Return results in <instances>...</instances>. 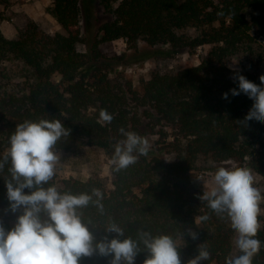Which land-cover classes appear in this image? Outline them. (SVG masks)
Segmentation results:
<instances>
[{"label": "trees", "instance_id": "trees-1", "mask_svg": "<svg viewBox=\"0 0 264 264\" xmlns=\"http://www.w3.org/2000/svg\"><path fill=\"white\" fill-rule=\"evenodd\" d=\"M99 3L112 19L87 52L78 49L81 0H54L63 33L26 20L9 39L0 18V208L22 218L21 227L0 226V252L18 244L22 264H264V217L247 227L236 259L231 223L243 168L264 179V0ZM118 40L134 49L144 41L145 58L167 55L159 46L190 55L210 48L199 65L154 71L138 92L109 78L101 46ZM169 125L177 135L167 162L141 140L157 126L167 137ZM85 147L115 161L111 189L98 177L59 180L29 162L42 150ZM15 148L23 152H8ZM203 157L238 164L227 194L193 186Z\"/></svg>", "mask_w": 264, "mask_h": 264}, {"label": "rangeland", "instance_id": "rangeland-1", "mask_svg": "<svg viewBox=\"0 0 264 264\" xmlns=\"http://www.w3.org/2000/svg\"><path fill=\"white\" fill-rule=\"evenodd\" d=\"M54 0H11L9 6H0L1 29L9 39L17 37V28L26 20L37 22L47 33H63L64 30L51 14ZM82 9V34L83 42L78 49L87 52L89 45L98 34L102 23L112 19L101 7L99 0H81ZM264 45V37L260 38ZM148 45L144 41L138 42V49L132 48L126 40H118L101 46L106 55L105 63L110 65L109 78L116 87H124L131 84L132 87L142 92L146 83L151 79L154 71L179 69L185 63L200 64V55L209 50V46L199 48L195 54L185 52L170 53L166 47H155L153 50L167 52L164 56H151L145 58ZM242 56L235 57L230 62V67L239 69ZM264 68V64H263ZM145 124H150L144 119ZM1 129V123H0ZM161 126L155 128V134H149L141 140L147 151L160 154L169 162L174 159L171 153L170 143L177 135V128L169 125L163 128L167 137L160 136ZM158 133V134H157ZM158 150V151H157ZM11 154L22 153L19 148L10 149ZM31 166L45 174L56 175L59 180L76 178L88 180L91 177L101 178L107 187L113 186L114 175L112 172L115 161L106 154V151L98 147H85L75 152L57 150H42L29 154ZM238 164L234 161L217 163L203 157L199 169L192 171L190 178L193 186L203 193L227 194L233 187L234 171ZM242 175L248 180L243 182L240 188L233 194V216L231 223L235 229L233 238L232 259H236L245 243V231L255 217H264V179L249 167H244ZM9 222L13 227H21L22 218L17 215H9L0 208V226ZM0 264H22L20 246L10 244L0 252ZM109 264H124L122 260H113Z\"/></svg>", "mask_w": 264, "mask_h": 264}]
</instances>
